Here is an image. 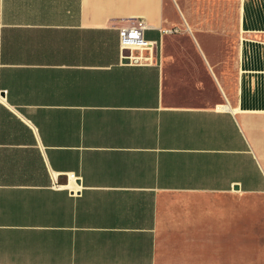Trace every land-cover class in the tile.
<instances>
[{
  "label": "crops",
  "instance_id": "obj_1",
  "mask_svg": "<svg viewBox=\"0 0 264 264\" xmlns=\"http://www.w3.org/2000/svg\"><path fill=\"white\" fill-rule=\"evenodd\" d=\"M0 264H264V0H0Z\"/></svg>",
  "mask_w": 264,
  "mask_h": 264
},
{
  "label": "built area",
  "instance_id": "obj_2",
  "mask_svg": "<svg viewBox=\"0 0 264 264\" xmlns=\"http://www.w3.org/2000/svg\"><path fill=\"white\" fill-rule=\"evenodd\" d=\"M144 30L145 25L142 22L128 24L119 30V49L123 61L134 64L149 59L138 55L153 48V43L145 39ZM68 179L76 181L77 177L74 174H69Z\"/></svg>",
  "mask_w": 264,
  "mask_h": 264
}]
</instances>
